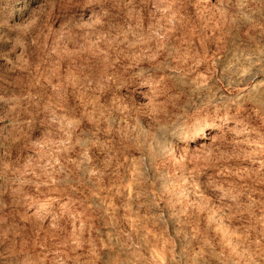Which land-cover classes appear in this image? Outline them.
Returning a JSON list of instances; mask_svg holds the SVG:
<instances>
[{"label":"rangeland","instance_id":"374dc122","mask_svg":"<svg viewBox=\"0 0 264 264\" xmlns=\"http://www.w3.org/2000/svg\"><path fill=\"white\" fill-rule=\"evenodd\" d=\"M0 264H264V0H0Z\"/></svg>","mask_w":264,"mask_h":264},{"label":"bare ground","instance_id":"6f19581e","mask_svg":"<svg viewBox=\"0 0 264 264\" xmlns=\"http://www.w3.org/2000/svg\"><path fill=\"white\" fill-rule=\"evenodd\" d=\"M34 215H35V213H34Z\"/></svg>","mask_w":264,"mask_h":264}]
</instances>
